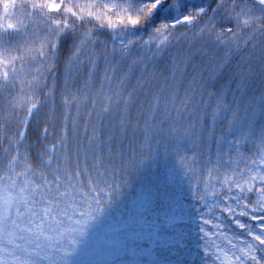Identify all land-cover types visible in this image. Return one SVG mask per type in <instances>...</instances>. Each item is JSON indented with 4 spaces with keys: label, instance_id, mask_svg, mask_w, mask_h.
I'll list each match as a JSON object with an SVG mask.
<instances>
[{
    "label": "snow or ice",
    "instance_id": "snow-or-ice-1",
    "mask_svg": "<svg viewBox=\"0 0 264 264\" xmlns=\"http://www.w3.org/2000/svg\"><path fill=\"white\" fill-rule=\"evenodd\" d=\"M0 264H264V0H0Z\"/></svg>",
    "mask_w": 264,
    "mask_h": 264
}]
</instances>
